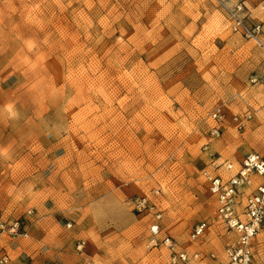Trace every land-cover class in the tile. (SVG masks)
Returning a JSON list of instances; mask_svg holds the SVG:
<instances>
[{"label":"rangeland","instance_id":"obj_1","mask_svg":"<svg viewBox=\"0 0 264 264\" xmlns=\"http://www.w3.org/2000/svg\"><path fill=\"white\" fill-rule=\"evenodd\" d=\"M238 2L264 42L260 0H0V218L25 232L0 230V254L33 238L28 264H170L158 209L161 234L200 253L186 264L223 259L201 171L264 152V48L230 29ZM142 195L156 208L137 211Z\"/></svg>","mask_w":264,"mask_h":264},{"label":"built area","instance_id":"obj_2","mask_svg":"<svg viewBox=\"0 0 264 264\" xmlns=\"http://www.w3.org/2000/svg\"><path fill=\"white\" fill-rule=\"evenodd\" d=\"M259 7L264 9V0H260ZM226 18L230 29L244 38L255 41L264 48L261 41L263 27L261 22L248 23L247 13L243 3L238 2L233 6H226ZM251 83H259L264 89V74L250 79ZM223 113L220 107H216L210 114L214 125L210 128V135L217 137ZM250 116L235 115L232 121L241 129L246 125ZM223 169L224 172L221 170ZM208 192L216 199L215 215L220 224L228 232H234L235 237L223 247V259L218 264H257L252 241L259 234L264 235V152H249L243 159L233 165L228 161L218 162L211 160L209 166L201 171ZM158 191L155 190L154 194ZM135 209L139 212L153 210L155 203L151 202L148 195H142L134 201ZM160 210L154 211V220L150 225L151 242L161 246L168 253L170 264H186L190 260L200 259V253L195 251L188 253L181 248L178 241L169 234H161ZM206 221L198 222L193 226L189 234L194 241L201 237L208 228ZM70 226V224L68 225ZM8 230L10 234H23L24 224L18 220L5 223L0 218V230ZM23 230L22 232H20ZM82 247V244L79 245ZM211 257L213 253L209 254ZM6 254H0V264H8ZM264 264V256L260 263Z\"/></svg>","mask_w":264,"mask_h":264},{"label":"crops","instance_id":"obj_3","mask_svg":"<svg viewBox=\"0 0 264 264\" xmlns=\"http://www.w3.org/2000/svg\"><path fill=\"white\" fill-rule=\"evenodd\" d=\"M261 41H262V38H261ZM262 43L264 45L263 41ZM32 233L33 232H31V234ZM228 233L232 234L231 236L232 239L235 237L234 232H228ZM3 245H4L6 252L10 255V261L8 264H28V261L23 260L21 255L22 253H27V251H30L32 247L35 246V243H34L33 238H29V239H24V240L22 239V240L16 241V243L12 242L8 244L5 242ZM252 247H253V250L256 256V263L258 264L260 263V258L264 256V242L259 240L256 237L252 241Z\"/></svg>","mask_w":264,"mask_h":264}]
</instances>
